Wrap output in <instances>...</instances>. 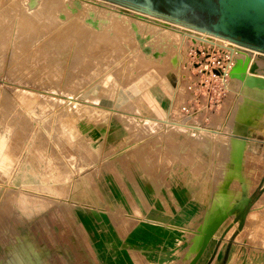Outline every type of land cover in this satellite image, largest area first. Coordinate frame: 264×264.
Instances as JSON below:
<instances>
[{"label":"rangeland","instance_id":"rangeland-1","mask_svg":"<svg viewBox=\"0 0 264 264\" xmlns=\"http://www.w3.org/2000/svg\"><path fill=\"white\" fill-rule=\"evenodd\" d=\"M70 2L0 0V264H102L156 192L199 182L213 215L250 192L252 161L232 151L264 132V97L200 62L238 48L264 73V50L193 29L218 24L214 0ZM170 75L173 92L152 85Z\"/></svg>","mask_w":264,"mask_h":264},{"label":"crops","instance_id":"crops-1","mask_svg":"<svg viewBox=\"0 0 264 264\" xmlns=\"http://www.w3.org/2000/svg\"><path fill=\"white\" fill-rule=\"evenodd\" d=\"M234 79L238 87L242 85ZM175 84L176 78L170 75L152 85H173V92ZM244 111L242 108V113ZM169 119H172L171 113L165 121ZM246 121L249 125L255 122ZM241 122L245 123V120ZM252 126L249 128L254 130ZM238 127L244 128L243 124ZM236 130L239 134L244 133L242 129ZM240 138L242 145L232 152L236 153L235 162L241 166V170L245 158L252 161V184L248 194H244L243 190L242 194L241 191H232L233 195L228 196L225 203L220 197L214 209L219 207L221 211L213 215L211 209L207 210L211 194L209 197L206 186L201 193H197L201 185L199 182L156 192L155 206L146 205L144 210L141 208L138 222L132 224L125 220L123 225L115 226L113 232H109L115 236L109 238L107 258L102 264H190L199 251L200 239L210 220L232 209L245 196L251 199L246 212L242 215L237 210L229 216L194 264H264V132L256 130L250 136ZM240 151L241 155L238 156ZM142 200L151 201L141 196ZM116 234H119L118 239Z\"/></svg>","mask_w":264,"mask_h":264},{"label":"water","instance_id":"water-1","mask_svg":"<svg viewBox=\"0 0 264 264\" xmlns=\"http://www.w3.org/2000/svg\"><path fill=\"white\" fill-rule=\"evenodd\" d=\"M218 2L222 12L219 23L216 24L212 30L200 26L193 27L207 31L211 34L223 36L228 39L234 40L232 37L226 36L220 31L222 30L224 32H228V26L233 27L238 24L244 26L245 21H247L249 25L244 26L245 28H251V32H253L254 35L264 37V0H218ZM139 7L142 10L147 11L148 13L160 15V13L153 10L149 6ZM176 20L180 21L179 19ZM235 68L236 67H234L232 70V75L233 77L240 79L244 84L243 86H246L250 89L256 87L259 89H264V77L249 75L244 72H239L238 70L235 71ZM250 203L251 199L245 196L240 202H238L234 207H232V209L226 212H221L215 218H212L210 220L200 239L199 251L190 264H194L197 261V259L204 251L211 238L215 235V233L217 232L219 227L224 223V221L229 216L233 215L237 210H240V213H242L243 215L246 212L247 207L248 205H250Z\"/></svg>","mask_w":264,"mask_h":264},{"label":"built area","instance_id":"built-area-1","mask_svg":"<svg viewBox=\"0 0 264 264\" xmlns=\"http://www.w3.org/2000/svg\"><path fill=\"white\" fill-rule=\"evenodd\" d=\"M203 54V58H205V60L201 59L200 71L208 73L212 79H218L222 89L228 90L229 85H233L232 81L234 80L232 75L234 63L230 59L229 55L225 54L226 58H224L217 57L216 55L208 52H203Z\"/></svg>","mask_w":264,"mask_h":264},{"label":"bare ground","instance_id":"bare-ground-1","mask_svg":"<svg viewBox=\"0 0 264 264\" xmlns=\"http://www.w3.org/2000/svg\"><path fill=\"white\" fill-rule=\"evenodd\" d=\"M69 2H70V0H68ZM72 1V0H71ZM74 2V1H73ZM75 3H76V1H75ZM66 4H68V3H66ZM65 4V5H66ZM74 4V3H73ZM73 4H72V6H73ZM78 4H80L79 2H78ZM83 4V3H82ZM88 4V3H87ZM75 5V4H74ZM85 5V4H84ZM89 5V4H88ZM91 5V4H90ZM70 6H71V2H70ZM71 6V7H72ZM78 6V7H77ZM71 7H69L68 6V8H70V10H72L71 9ZM80 7H82V6H80ZM84 7V6H83ZM74 8V7H73ZM77 8H79V5H76L75 6V9H77ZM86 8H90V7H86ZM85 8V9H86ZM81 9V8H80ZM79 9V10H80ZM83 9V8H82ZM77 11V10H76ZM122 12H124V11H122ZM92 15V14H91ZM87 20H89L88 18H87ZM90 22V21H89ZM131 22H132V20H131ZM94 23V22H93ZM134 23V22H133ZM132 23V24H133ZM138 23V22H137ZM136 23V24H137ZM138 24H140V23H138ZM163 25H166V24H163ZM133 26H134V24H133ZM134 27H136V26H134ZM140 28V27H139ZM193 29H195V30H198V31H200V32H205V33H207V34H211V33H209V32H207V31H204V30H201V29H198V28H195V27H192ZM133 30V29H132ZM140 30H141V28H140ZM135 31H136V28H135ZM190 31V30H189ZM194 31V30H193ZM188 33V32H187ZM198 33V32H197ZM190 34H191V32H190ZM137 35V34H136ZM192 35V34H191ZM193 35H194V33H193ZM199 35V34H198ZM211 35H214V36H217V37H219V38H222V37H220V36H218V35H215V34H211ZM139 36V35H138ZM137 36V37H138ZM141 36V35H140ZM190 36V35H189ZM201 36H202V34H201ZM208 37V36H207ZM139 38V37H138ZM140 38H142V37H140ZM146 37L144 36L143 38H142V40H141V42L142 41H144L143 39H145ZM147 39V38H146ZM207 39V38H206ZM213 39V38H212ZM215 39H217V38H215ZM214 39V40H215ZM224 39V38H223ZM201 40V39H200ZM208 40V39H207ZM213 40V42H215ZM227 40V39H226ZM140 41V40H139ZM146 41V40H145ZM144 41V44H146V42ZM217 41V40H216ZM228 41H231V40H228ZM227 41V42H228ZM207 42V41H206ZM222 42V41H221ZM217 43V42H216ZM219 43V42H218ZM142 45H143V42L141 43ZM224 44H225V42H224ZM229 44V43H228ZM148 45H146V47H147ZM226 46V45H225ZM145 47V46H144ZM214 48H216V47H214ZM148 49H150V48H148ZM238 49V48H237ZM236 49V50H237ZM235 50V48H231L230 47V49H224L223 51H225V54H227V55H229V57H230V59L233 61V63H234V65H233V68L234 67H236L235 68V71L236 70H238L239 72H244V73H246V74H249V75H253V76H259V77H264V73H259L258 71H257V64H253V65H251V67H248V61L244 64V65H239V64H237V59H236V53H237V51ZM151 51V50H150ZM149 52V51H148ZM241 52V51H240ZM240 52H238L237 54L239 55L240 54ZM146 53H147V51H146ZM150 53V52H149ZM149 53H148V55H149ZM243 54L244 53H241L240 54V56L242 57L243 56ZM245 55V54H244ZM239 56V57H240ZM243 58V57H242ZM173 63H176L177 61H178V57H174L173 58ZM250 63V62H249ZM237 80H239L240 82H241V87H242V89H248V90H250V88H248V87H246V86H243L244 84H243V82L240 80V79H238V78H236ZM229 89V88H228ZM229 90H231V88L229 89ZM252 90H255L260 96H263L264 97V89H259V88H253ZM240 136H244V135H240ZM237 142V141H236ZM238 143H241V142H238ZM242 144V143H241ZM239 145V144H238ZM244 194H246V193H244Z\"/></svg>","mask_w":264,"mask_h":264},{"label":"flooded vegetation","instance_id":"flooded-vegetation-1","mask_svg":"<svg viewBox=\"0 0 264 264\" xmlns=\"http://www.w3.org/2000/svg\"><path fill=\"white\" fill-rule=\"evenodd\" d=\"M212 3L213 0H209L208 3ZM215 1V4L218 6V9L217 11L219 12V21H220V18H221V7L219 5V2L218 0H214ZM206 6V9L208 8V12H211V8L207 5ZM205 11V10H204ZM202 11H198L197 10V14H200L202 15L201 13ZM192 13H194V11H192ZM204 19V23H210L211 22V19L208 18L206 15L203 17ZM215 20V19H214ZM218 21V23H219ZM241 23V22H240ZM248 22L245 21V24L244 26H248ZM244 26L238 24V25H235V26H228L227 27V31L228 32H224V31H220L222 34H225L226 36H230L232 37L234 40H236L237 42L239 43H242V44H245V45H248V46H251V47H254V48H261L262 50H264V37L263 36H256L254 35L253 32H251V28H245Z\"/></svg>","mask_w":264,"mask_h":264}]
</instances>
